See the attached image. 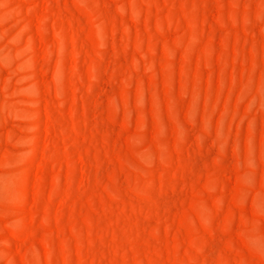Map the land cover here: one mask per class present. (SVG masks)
<instances>
[{"label": "rangeland", "instance_id": "374dc122", "mask_svg": "<svg viewBox=\"0 0 264 264\" xmlns=\"http://www.w3.org/2000/svg\"><path fill=\"white\" fill-rule=\"evenodd\" d=\"M0 264H264V0H0Z\"/></svg>", "mask_w": 264, "mask_h": 264}]
</instances>
